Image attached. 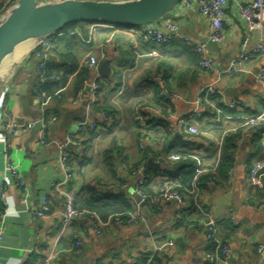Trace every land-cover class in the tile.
I'll use <instances>...</instances> for the list:
<instances>
[{"label": "crops", "instance_id": "1", "mask_svg": "<svg viewBox=\"0 0 264 264\" xmlns=\"http://www.w3.org/2000/svg\"><path fill=\"white\" fill-rule=\"evenodd\" d=\"M66 1L72 0L38 3ZM166 21L177 23L181 35L188 37L190 43L176 38L166 45L150 44L123 28L87 23L76 24L62 36L54 37L46 60L52 68L61 65L67 71H75L60 84L57 82L63 74L52 81L47 86L49 98L42 104L34 94L36 59L31 57L37 41L19 46L29 48L23 50L15 66L2 73L0 101L5 97L7 110L21 124H36L42 117H56V121L48 125V145L39 144V128L8 138L10 155L29 189L30 206L37 208L41 197L47 195L51 212L47 219L31 220L20 203L21 192L14 181L7 180L9 214L0 264H129L133 258L143 264L144 257L157 253L162 264H206L205 255L215 252L207 244L202 225L208 221L215 222L218 238L228 244L231 264H264V168L252 179L256 163L264 160V126H242L244 118L264 114V87L258 81L264 70V56L246 64L245 74L219 77L199 69L195 52L198 44L205 43L218 71L239 54L243 42L252 52L258 36L247 32L237 17L235 4L226 12L225 39L219 45L209 44L208 23L195 9L185 11L177 6L156 25L162 26ZM92 57L100 64L107 60L111 69L110 77L101 79L98 101L108 117L95 131L85 128L79 132L85 153L71 158L74 179L68 190L79 195L82 192L79 202H91L95 198L92 194L99 193L105 198L103 202L112 204L115 198H122L135 208L137 177L132 173L141 165L147 169V162L152 160L156 168L147 170L149 180L145 185L146 194L151 196L167 180H181L194 170H209L197 204L192 199L182 206L169 201L158 211L146 203L141 206L143 222L112 227L100 236L94 235L83 220L63 226L60 213L64 200L51 190V184L63 178L57 167L58 146L65 143L82 120L101 122L96 108L90 107L91 75L86 83L80 84L77 79ZM208 86L222 92L226 100H238L241 106L226 113L229 118L217 122L212 117V107L220 106L219 98L204 97L196 104L200 90ZM228 88L234 90L233 98L225 95ZM189 115L200 130L199 136L189 137L181 130L170 129L177 118ZM153 118L162 119L159 127L152 123ZM235 132V148L229 151L233 162L221 172L223 141ZM1 139L0 135V181L4 168ZM220 140L222 146L218 149ZM67 150L74 155L72 146ZM175 154L187 157V161L171 162L169 157ZM82 231V247L71 251L73 236ZM55 249L59 252L57 258L48 261Z\"/></svg>", "mask_w": 264, "mask_h": 264}, {"label": "built area", "instance_id": "2", "mask_svg": "<svg viewBox=\"0 0 264 264\" xmlns=\"http://www.w3.org/2000/svg\"><path fill=\"white\" fill-rule=\"evenodd\" d=\"M20 0H2L0 2V22L5 17V15L12 9L16 8ZM231 4H235L237 8V17L245 26L248 33H256L258 36V42L252 52L247 50V42H243L241 45V50L239 54L221 70H216L213 58L206 51V44H198L195 47V52L198 55V67L201 71L207 73H216L219 77L231 76L236 74H245L246 64L251 62L256 57L264 56V0H180L178 7L182 10L188 11L190 9H195L198 14L203 17L208 23V42L213 45L221 44L225 39L224 26L226 23V12ZM155 24L148 25L145 27H117L123 28L125 31L138 34L142 39L150 44L166 45L170 43L173 39L179 38L186 43H190V40L186 36H182L180 33V28L177 23L166 21L162 26ZM105 26V25H104ZM111 28H114L112 26ZM63 33H59L55 36L46 37L35 43V48L33 49V57L36 59L35 73L37 76L36 85L34 87V94L37 101L42 104L48 100L49 95L43 90V86L50 80V78L45 73L46 69V51L51 47L54 37H60ZM31 53V54H32ZM100 66V61L95 58H90L85 62L84 67L90 72L91 75V98L90 107L99 101V95L101 91L102 78L98 74V68ZM105 80V79H104ZM258 81L264 87V70H261L258 76ZM204 97H215L219 98L220 106H213V113L215 115V120L219 122L223 118H229L226 113H232L236 111L240 106L238 100H226L218 90L213 87H205L199 92V99H196V104H199ZM80 98V96H79ZM5 97L0 101V135L2 137L1 141L4 145L3 157H4V168L2 171L3 179L0 181V252L3 248V242L6 233L8 209L6 206V192H7V180H12L15 182V186L21 192L20 203L24 207L25 212L31 220L33 219H47L50 217V204L47 195L41 197L39 206L34 208L30 206L29 203V189L26 187L25 183L21 179L17 167L12 162V157L10 155V143L8 138L17 137L20 133L27 130H31L36 124L39 126L38 132V142L40 145H48L49 142L46 140V131L48 125L56 121V117L46 119L44 117L40 118L36 124L27 123L21 124L17 122L5 105ZM89 107V109H90ZM101 122H89L86 118L78 123L76 131L67 138L63 145L58 146L59 154L57 160V167L63 178L59 181H55L51 184L52 193L58 195L64 200L63 211L60 213V219L63 226H70L72 223L80 220L85 221L89 225L92 233L96 236L102 235L104 232L112 227H128L134 226L143 222L144 216L141 212V204L149 203L151 207L156 210L161 211L164 204L169 201H174L179 203V205H184L187 199H192L195 204L198 202V196L201 190L200 178L207 176L209 170L202 169L199 170L193 177L190 189H185V194L182 195L180 190L183 189L179 182H173L167 180L157 187L156 192L153 196H147L144 194V186L149 180L147 174V169L140 167L132 174L137 177L136 183V195L139 197L140 202L135 206L132 212L119 213L109 215L107 218H101L96 212L89 210H80L76 208V202L78 200L79 194L76 191H69L68 184L73 182L74 174L70 168V161L72 156L82 157L85 153V147L82 144V139L79 136L85 128H90L95 131L99 123H106L107 117L102 114L100 115ZM162 119L153 118L152 123L155 127H159ZM177 123L175 126H170V129L174 132L178 130L182 131L189 137L199 136L200 130L193 123V116H184L182 118L176 119ZM242 126L246 128H262L264 126V114L257 115L250 118H244L242 120ZM234 133V132H233ZM261 142L263 144V155H264V132L261 134ZM69 146L74 148V155L71 151L67 150ZM222 146V140L217 142V147L220 149ZM171 162L177 163L181 160L180 156L175 154L169 157ZM264 168V160L256 163L252 171V179L258 170ZM211 180L209 179L208 182ZM212 183V181L210 182ZM72 184V183H71ZM198 223V222H197ZM205 227V238L207 244L212 246L215 250L214 254L207 253L205 255L206 264H231L230 263V250L227 243L222 242L217 235V230L215 227V222L208 221L202 222ZM198 226V225H197ZM85 238V231H82L73 236V243L71 247L72 250H78L83 245V239ZM59 252L55 249L49 255L48 261H54ZM129 264H137L135 258L131 259Z\"/></svg>", "mask_w": 264, "mask_h": 264}, {"label": "water", "instance_id": "3", "mask_svg": "<svg viewBox=\"0 0 264 264\" xmlns=\"http://www.w3.org/2000/svg\"><path fill=\"white\" fill-rule=\"evenodd\" d=\"M179 2L180 0H132L120 3L72 0L39 4L38 0H20L17 7L8 12L0 22V78L3 71L17 63L20 55L18 48L24 42L55 36L68 26L80 23L145 27L165 18ZM98 74L103 79L110 77L111 69L107 60L100 64ZM233 93V89L225 90V95L229 98H233ZM37 128L38 124L34 130ZM155 168V164L149 160L147 170ZM135 201L138 204L139 197L136 196Z\"/></svg>", "mask_w": 264, "mask_h": 264}, {"label": "trees", "instance_id": "4", "mask_svg": "<svg viewBox=\"0 0 264 264\" xmlns=\"http://www.w3.org/2000/svg\"><path fill=\"white\" fill-rule=\"evenodd\" d=\"M75 25L76 24L68 26L63 32H65L66 30H71V28ZM33 55L34 54L32 53L31 57H33ZM74 71H75L74 69L67 71L61 65L53 66V68H52V65L50 64V62L46 60L45 73L50 78V80L48 82H46V84L43 86V90L48 94L49 90L47 89V86H50L52 84V81H56V78H58L60 76V74H63V77H60L61 79H59L58 80L59 82H57L58 84H60L61 82L66 81L67 77L70 74L74 73ZM89 76H90V72L87 70V68H85L83 66L81 71H79V73L77 74V79L80 82V84H82L83 82L86 83V81L89 79ZM93 108H96L99 115L104 114L106 117H108L107 111L103 107H101L99 103L93 104L92 109ZM237 138H238V135L235 132V134H233V133L228 134L223 141V149H222L221 160H220V164H219L220 165L219 170L221 172H223L224 169L226 167H228L229 165H231V163L233 162V154L232 153L230 154L229 151L231 148L232 149L235 148V142H236ZM180 158H181V160L177 163L183 164L185 161H187V157L180 156ZM140 167L145 168L144 165H141ZM136 170H134V171H136ZM196 173H197V171L194 170V172H192V175L189 177L182 178L181 180H173L172 179L171 181L179 182L181 184L183 189L180 190V193L182 195H184L185 189H190V185H191L193 177ZM207 177L209 178V174L207 176H203L200 178V182H201L202 186H204L203 184H204V181L207 180ZM143 190H144V194H146L145 186H144ZM87 191L92 192L89 189ZM81 194H82V192H81ZM81 194L79 195V197H78L79 200H77L78 202L75 205L76 208H78L80 210H89V211L96 212L103 219L107 218L109 215H112V214L132 212V210L134 209V207H132L130 205V203L123 200L122 198H115L113 200L112 204H109L106 201L103 202V199H105V198H103V196H101V194H99V193H95V196H94V194H92V197H95V198H93V201H91V202H79L81 199V197H80ZM146 195L151 196L148 194H146ZM158 254L159 253L155 254L151 258L144 257V259L141 261V263H143V264H162L163 261L160 258V255H158ZM164 256H166V255H164ZM165 258L166 257H163L164 260H165ZM166 260H167V258H166ZM137 264H139V260H137Z\"/></svg>", "mask_w": 264, "mask_h": 264}, {"label": "bare ground", "instance_id": "5", "mask_svg": "<svg viewBox=\"0 0 264 264\" xmlns=\"http://www.w3.org/2000/svg\"><path fill=\"white\" fill-rule=\"evenodd\" d=\"M27 48H29V45H25V46L22 45V47H19V48H18V51L20 52V55H19V57H18V61H17V63L19 62V59H20V57L22 56L23 50H24V49H27ZM28 50H29V49H28ZM17 63H16V64H17ZM16 64H15V65H16ZM15 65H14V66H15ZM3 73H4V71H3Z\"/></svg>", "mask_w": 264, "mask_h": 264}, {"label": "rangeland", "instance_id": "6", "mask_svg": "<svg viewBox=\"0 0 264 264\" xmlns=\"http://www.w3.org/2000/svg\"><path fill=\"white\" fill-rule=\"evenodd\" d=\"M1 1H2V0H0V2H1ZM100 92H101V91H100ZM211 111H212V110H211ZM212 117H213V118H215V116H214V115H213Z\"/></svg>", "mask_w": 264, "mask_h": 264}]
</instances>
